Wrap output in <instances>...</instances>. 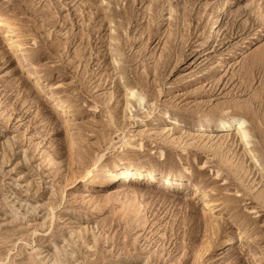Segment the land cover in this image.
<instances>
[{
    "label": "rangeland",
    "instance_id": "obj_1",
    "mask_svg": "<svg viewBox=\"0 0 264 264\" xmlns=\"http://www.w3.org/2000/svg\"><path fill=\"white\" fill-rule=\"evenodd\" d=\"M0 10L33 52L0 28V264H264V0ZM232 115L260 164L198 126ZM101 156L187 179L102 185Z\"/></svg>",
    "mask_w": 264,
    "mask_h": 264
},
{
    "label": "bare ground",
    "instance_id": "obj_2",
    "mask_svg": "<svg viewBox=\"0 0 264 264\" xmlns=\"http://www.w3.org/2000/svg\"><path fill=\"white\" fill-rule=\"evenodd\" d=\"M215 19H217V17ZM214 21L215 22H213L212 24L213 26L212 29L208 31L204 41L199 46V50L211 44L216 38L217 36L216 28L217 27L215 26L219 22V19L214 20ZM0 28L5 32L7 36L10 37V39L15 43L18 51H20L23 55L27 57L33 54L31 49L22 40L21 25L12 16L3 12L2 10H0ZM33 67H35L36 70L40 69L36 65H34ZM128 96L136 98L138 103L142 105L143 100L142 98L137 97L134 89L129 90ZM168 117L170 118V116ZM175 121H176L175 123H177L178 120H175ZM198 126L204 131H207V129L209 128H214L213 131L217 132L216 136H218L219 140L221 141L227 140L228 137H231V134H233L234 135L233 138H236L237 141H239L244 146L247 152H249L253 156L256 162L259 163V160L257 159L256 155L253 153L251 149L252 135L248 128L247 121L243 119V117L238 116V115L220 116V117L211 116L199 122ZM102 159L103 158L101 156L96 166H94L95 172L92 174L94 180L95 179L97 180L98 178H100L99 175H101V178L99 179V183H101L102 185H105L109 181L116 179L119 173L126 181H130L135 176L140 177V178L150 179L151 181H157V180L160 181L161 177L163 176L164 178L162 179V182L167 180L169 181L168 183H171V182L181 183L183 180L187 179L185 177L186 175L184 176L181 171L174 174V173H168V172H163V171H158V170H150L145 163H140L136 166H131V165H128L126 162L122 161V159H119L118 161L112 160L110 158L106 160H102ZM109 165H112L114 167L113 168L114 170L108 169ZM184 170L186 172H189L188 168H184ZM207 204L208 202L206 203V205ZM211 206H214V203L211 204L210 207ZM230 241H233V239L230 238Z\"/></svg>",
    "mask_w": 264,
    "mask_h": 264
}]
</instances>
